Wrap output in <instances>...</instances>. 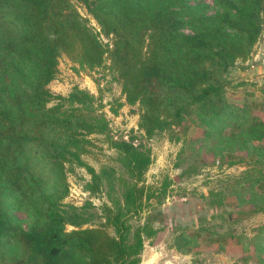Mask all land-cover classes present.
I'll return each instance as SVG.
<instances>
[{
	"label": "trees",
	"instance_id": "16d2710c",
	"mask_svg": "<svg viewBox=\"0 0 264 264\" xmlns=\"http://www.w3.org/2000/svg\"><path fill=\"white\" fill-rule=\"evenodd\" d=\"M81 1L98 29L72 0H0V264H141L145 241L158 228L152 212L133 219L169 182L145 183L151 148L133 142V128L128 140L114 139L107 104L114 114L137 104V129L145 138L169 132L175 140L195 112L215 120L241 107L247 126L238 141L254 165L239 182L248 181L245 188L255 193L253 210L264 211V144L255 142L264 138V121L227 100L225 79L263 34L264 0H215L222 10L211 15L185 0ZM186 25L193 30L186 32ZM62 53L75 54L85 69L109 60L124 99L106 103L78 85L66 95L52 92L48 84ZM92 134L105 135L122 173L83 159ZM227 137V148L237 144L234 134ZM68 163L87 168L89 196L107 188L100 223L89 224L91 215L64 202ZM17 210L31 217L27 227ZM254 237L256 249H264V225Z\"/></svg>",
	"mask_w": 264,
	"mask_h": 264
},
{
	"label": "rangeland",
	"instance_id": "374dc122",
	"mask_svg": "<svg viewBox=\"0 0 264 264\" xmlns=\"http://www.w3.org/2000/svg\"><path fill=\"white\" fill-rule=\"evenodd\" d=\"M72 1L89 24L98 29L97 19L84 2ZM185 1L199 13L211 15L222 10L215 0ZM184 30L191 32L192 25H186ZM101 37L108 41V37ZM114 75L109 69V60L104 66L85 69L80 67L75 54L62 53L56 77L48 86L52 92L66 95L78 85L100 93L108 103L124 99ZM225 79L227 100L246 107L264 121V31L252 55L246 60L238 59ZM110 105L104 107L110 119V134L114 127L117 128L115 133L126 130L129 136L133 128L134 142L151 148L153 159L145 174V183L159 188L162 182H169L165 194L153 198L152 205L140 219H133L138 223L152 212V222L158 228L156 235L146 239L142 259L145 258L147 264H264V249H256L258 239L254 237L264 225V211L253 210L255 193L245 188L248 181L239 182L254 165L253 157L247 155L248 149L238 141L247 126L242 122L244 110L236 108L237 115L231 113L214 117L215 120L195 112L182 139H172L169 132L147 139L137 129V104L126 103L118 114L110 110ZM233 134L238 142L227 148V136ZM91 138L93 144L83 159L97 170L109 165L116 168L117 174L122 173L118 153L109 146L105 135L92 134ZM255 142L264 144V138ZM66 169L69 193L64 202H72L86 215H91L89 224L103 221L100 206L108 201L107 188L103 193L86 196L81 191L90 178L87 168L68 163ZM16 214L20 224L27 227L31 217L22 210H17ZM67 228L73 226L68 224Z\"/></svg>",
	"mask_w": 264,
	"mask_h": 264
},
{
	"label": "built area",
	"instance_id": "2783aa9c",
	"mask_svg": "<svg viewBox=\"0 0 264 264\" xmlns=\"http://www.w3.org/2000/svg\"><path fill=\"white\" fill-rule=\"evenodd\" d=\"M135 128H137V127H135ZM116 131H117V128L115 129V128L113 127V129H112V135H113V138H114V139H123V140H128V139H129V136H128L126 130H123V131H120V132H118V133H115ZM133 142H134V141H133ZM134 143H135V142H134ZM135 144H136V143H135ZM81 193L84 194V195H86V196L89 195V193H88L87 191H85V190H82Z\"/></svg>",
	"mask_w": 264,
	"mask_h": 264
},
{
	"label": "crops",
	"instance_id": "0c3cea01",
	"mask_svg": "<svg viewBox=\"0 0 264 264\" xmlns=\"http://www.w3.org/2000/svg\"><path fill=\"white\" fill-rule=\"evenodd\" d=\"M141 264H147V261L145 258L142 259V263Z\"/></svg>",
	"mask_w": 264,
	"mask_h": 264
}]
</instances>
